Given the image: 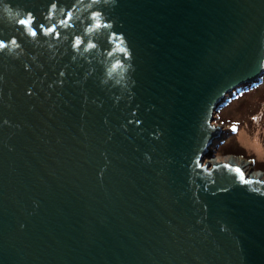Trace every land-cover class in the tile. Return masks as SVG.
I'll list each match as a JSON object with an SVG mask.
<instances>
[{
  "label": "water",
  "instance_id": "95a60500",
  "mask_svg": "<svg viewBox=\"0 0 264 264\" xmlns=\"http://www.w3.org/2000/svg\"><path fill=\"white\" fill-rule=\"evenodd\" d=\"M0 41V264H264V178L204 162L264 0H0Z\"/></svg>",
  "mask_w": 264,
  "mask_h": 264
},
{
  "label": "rangeland",
  "instance_id": "374dc122",
  "mask_svg": "<svg viewBox=\"0 0 264 264\" xmlns=\"http://www.w3.org/2000/svg\"><path fill=\"white\" fill-rule=\"evenodd\" d=\"M260 83H263V82H260ZM263 93H264V85H260L259 87H257V89L252 88L249 91V94L246 95L245 100L242 101L241 106H239L240 103L238 101H234V103L230 107H228L224 111L222 110L223 112L220 114V116H221V120L223 122L218 118L217 119L214 118L213 122L215 124L223 125V127L226 130V134H228L229 133V129H228L229 126L235 125V124L239 125L240 124L239 122L242 120L243 122H242V126H241L242 129L241 130L246 131L247 133H250L248 135L245 133L242 134V135H246L242 140V144L245 147L246 151L253 155L254 159L261 161L263 163H257V162L254 163L253 159L250 157H247V156L246 157L242 156V155H235V156L243 157L248 161H252L253 167H255L256 169H260V170L264 171V102L257 104L255 108L250 107L255 103V101L257 100V97ZM221 106H220V108H221ZM248 110H250L251 114H253V115L255 114L257 116L255 118L258 120V122L255 121L253 123V122L249 121L250 117H249V111ZM218 111L219 110H217L214 113V116L217 115ZM252 136H253L252 139H254L255 137L258 138L260 136V143H261L260 146L255 141H253L251 139ZM227 138H228V135L223 136L222 139H220V140H227ZM233 150L234 149H232V148H230V149L226 148L223 150L224 153H222V152L218 151L217 147L214 145L211 156L207 157L204 160V162L214 163L213 159H215V158L218 160L224 159L227 156L225 154H229L228 151L233 152ZM216 159H215V161H216Z\"/></svg>",
  "mask_w": 264,
  "mask_h": 264
},
{
  "label": "trees",
  "instance_id": "16d2710c",
  "mask_svg": "<svg viewBox=\"0 0 264 264\" xmlns=\"http://www.w3.org/2000/svg\"><path fill=\"white\" fill-rule=\"evenodd\" d=\"M260 82H263V83H260ZM260 82H253V83H250V84H244L242 86H240L238 89H236L235 91H233L232 93L228 94L226 99L224 100L221 108H219V111L217 113V115L215 116V118L217 119H220L221 120V116L220 114L226 110L228 107H230L234 101H238L240 104L239 106H241L242 104V101L245 100V97L246 95L249 94V91L252 89V88H256L259 87L260 85H264V75L261 79ZM264 102V93L259 95L257 97V100L255 101V103L250 106L251 108H255L257 104H260V103H263ZM238 106V107H239ZM223 110V111H222ZM249 111V121L251 122H255L258 120L255 118L257 117L255 114H251L250 110ZM220 112V113H219ZM262 113V112H261ZM222 121V120H221ZM223 122V121H222ZM242 120L239 122L240 124H235V125H231L229 126V133L228 134H225L224 136H227L228 135V138L227 140H220L222 139V137L215 142V146L217 147V150L224 153V149H234L233 152L231 151H228V153H232V154H236V155H242V156H247V157H250L253 159L254 163L257 162V163H263L261 161H258L256 159H254L253 155L251 153H248L245 149V147L243 146L242 144V140L243 138L246 136V135H242L243 133L245 134H250V133H247L246 131H242ZM229 124V123H228ZM230 125V124H229ZM253 138V136L251 137V139ZM253 141H255L259 146L261 145L260 143V136L257 138L255 137L254 139H252ZM213 145V146H214Z\"/></svg>",
  "mask_w": 264,
  "mask_h": 264
},
{
  "label": "bare ground",
  "instance_id": "6f19581e",
  "mask_svg": "<svg viewBox=\"0 0 264 264\" xmlns=\"http://www.w3.org/2000/svg\"><path fill=\"white\" fill-rule=\"evenodd\" d=\"M225 156V155H224ZM216 159V158H215ZM213 159L214 162H217V161H230L232 163H238V165L247 173V176H250L252 170L254 171L255 170V167H253V163L252 161H248L246 160L245 158L243 157H238V156H235V155H227L224 159H221V160H218L216 159ZM255 175H258L256 177H264V173L259 170V171H254ZM252 176H254L252 174Z\"/></svg>",
  "mask_w": 264,
  "mask_h": 264
},
{
  "label": "snow or ice",
  "instance_id": "6c2138e0",
  "mask_svg": "<svg viewBox=\"0 0 264 264\" xmlns=\"http://www.w3.org/2000/svg\"><path fill=\"white\" fill-rule=\"evenodd\" d=\"M19 23L22 24V25H29L30 26L32 24V20H31V18L22 19V20L19 21ZM29 30L32 32L33 35L36 34L35 30L32 29L31 27L29 28ZM12 43H15V41H13ZM80 43H81L80 40L76 41L77 45H79ZM4 47H5V44L2 41H0V48H4ZM88 47L91 48V47H93V45L89 44ZM236 171L237 172H241V169L239 167H237ZM241 175H243L242 172H241Z\"/></svg>",
  "mask_w": 264,
  "mask_h": 264
},
{
  "label": "built area",
  "instance_id": "2783aa9c",
  "mask_svg": "<svg viewBox=\"0 0 264 264\" xmlns=\"http://www.w3.org/2000/svg\"><path fill=\"white\" fill-rule=\"evenodd\" d=\"M260 169H255L254 171H259ZM254 171L252 170V172H251V174H250V176H252V174L254 175V176H258V175H255V173H254ZM263 173H264V171L263 170H261ZM260 177V176H259ZM262 178H264V177H262Z\"/></svg>",
  "mask_w": 264,
  "mask_h": 264
},
{
  "label": "clouds",
  "instance_id": "9594fccd",
  "mask_svg": "<svg viewBox=\"0 0 264 264\" xmlns=\"http://www.w3.org/2000/svg\"><path fill=\"white\" fill-rule=\"evenodd\" d=\"M225 134H226V132H225ZM224 136V135H223ZM230 155H236V154H232V153H229ZM229 154H225V155H229ZM256 169V168H255Z\"/></svg>",
  "mask_w": 264,
  "mask_h": 264
}]
</instances>
